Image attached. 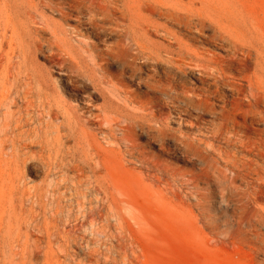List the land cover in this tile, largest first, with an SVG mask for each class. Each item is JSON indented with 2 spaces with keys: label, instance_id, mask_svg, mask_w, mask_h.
Returning a JSON list of instances; mask_svg holds the SVG:
<instances>
[{
  "label": "bare ground",
  "instance_id": "bare-ground-1",
  "mask_svg": "<svg viewBox=\"0 0 264 264\" xmlns=\"http://www.w3.org/2000/svg\"><path fill=\"white\" fill-rule=\"evenodd\" d=\"M179 151L264 204V0H0V247L16 199L25 214L46 194L18 188L34 160L58 181L167 186Z\"/></svg>",
  "mask_w": 264,
  "mask_h": 264
},
{
  "label": "rangeland",
  "instance_id": "rangeland-1",
  "mask_svg": "<svg viewBox=\"0 0 264 264\" xmlns=\"http://www.w3.org/2000/svg\"><path fill=\"white\" fill-rule=\"evenodd\" d=\"M153 151L158 153V147L153 146ZM37 161L29 164L18 188L33 192L32 196L48 194L24 203L25 214L16 199L19 214L12 216L26 222L15 227L5 247H0V264H264L263 201L239 198L235 187L242 190L245 184L237 182L233 187V173L222 162L207 165L179 151L170 181L159 186L87 179L81 185L71 173L58 181L48 178L46 168ZM116 171L110 176L126 177ZM32 211L42 215L31 216ZM32 217L37 223L31 222ZM47 232L56 234L49 240ZM16 239L18 243H13ZM36 242L41 244L38 251L32 248Z\"/></svg>",
  "mask_w": 264,
  "mask_h": 264
}]
</instances>
